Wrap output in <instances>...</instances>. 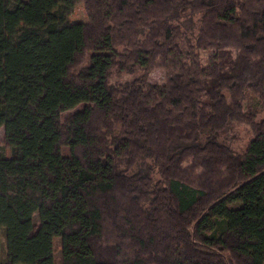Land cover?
<instances>
[{
	"label": "trees",
	"instance_id": "1",
	"mask_svg": "<svg viewBox=\"0 0 264 264\" xmlns=\"http://www.w3.org/2000/svg\"><path fill=\"white\" fill-rule=\"evenodd\" d=\"M1 127L0 264H264V0H0Z\"/></svg>",
	"mask_w": 264,
	"mask_h": 264
},
{
	"label": "rangeland",
	"instance_id": "2",
	"mask_svg": "<svg viewBox=\"0 0 264 264\" xmlns=\"http://www.w3.org/2000/svg\"><path fill=\"white\" fill-rule=\"evenodd\" d=\"M87 12L83 2H79L70 17L71 22L73 23H85L87 22ZM196 18L193 19L194 23H196ZM201 62L203 65L207 63V58L209 56V51H201ZM136 74L128 73V74H120L115 75L112 79V83H124L127 81H131ZM166 73L162 69H154L149 76V80L151 84H158L163 85L165 83ZM158 98V93L156 91H151L148 96V103L155 101ZM65 116V115H64ZM253 138V133L251 127L247 125H235L230 128V132H228L227 139L223 142L228 144L234 151L240 153L244 152ZM4 127L0 128V152L6 155L8 158L12 157V152L9 147H7L4 142ZM63 156H68L69 148L64 147L62 150ZM238 205H233L236 207ZM34 219L38 220V213L34 214ZM1 249H3V256L2 260L6 253V232L5 229L1 231ZM53 256L54 262L56 264H61L62 262V245H61V238L55 237L53 239Z\"/></svg>",
	"mask_w": 264,
	"mask_h": 264
}]
</instances>
